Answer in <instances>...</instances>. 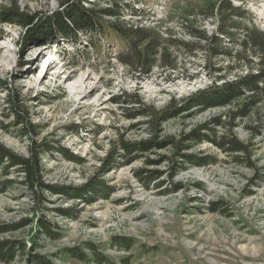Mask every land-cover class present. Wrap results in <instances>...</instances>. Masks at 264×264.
Here are the masks:
<instances>
[{"label":"rangeland","instance_id":"374dc122","mask_svg":"<svg viewBox=\"0 0 264 264\" xmlns=\"http://www.w3.org/2000/svg\"><path fill=\"white\" fill-rule=\"evenodd\" d=\"M63 1L17 0L21 8L42 16ZM189 1L202 3L124 0L142 11L136 15L125 11L122 18L135 25L161 23L173 38L189 41L180 23L166 18L175 6ZM230 2L247 11L240 20L243 26L264 30V0ZM9 3L0 0V7ZM200 24L209 33L215 30L213 21ZM22 34L18 26L0 24V79L7 83L0 89V143L18 155L27 153L29 137L19 134L21 124H12L14 117L5 109L11 87L28 112L36 132L34 141L51 143L80 159L72 161L57 151L42 155L45 182L50 186L42 205L19 183L6 190L0 187V222L29 220L27 226L0 238L20 237L27 246L35 239V251L55 264H78L61 251L73 246L86 250L87 244L119 264L123 259L131 264H264V104L239 114L252 96L249 90L223 105L205 107L195 102L212 89L257 73L256 68L250 71L219 58V70L207 71L201 52L171 48L174 70L154 67L144 72L119 62V45L108 48L103 43L98 55L85 47L86 37H81L76 48L82 52L74 56L71 43L20 46ZM236 34L241 40L242 30ZM184 101L190 105L186 107ZM146 106L158 110L176 106L180 111L152 135L149 117L138 114ZM229 128L247 144L248 153L225 151L210 139L183 140L194 130L219 136ZM153 138L163 145L129 155L120 148V141L140 143ZM170 141L189 145L180 152L196 163L174 152ZM111 150L121 153L114 154L116 161L105 168ZM174 162L181 164L173 170ZM137 171L152 177L140 180ZM101 184L109 189L91 195V188ZM210 202H220L223 211H210ZM40 216L56 225L57 238L36 236Z\"/></svg>","mask_w":264,"mask_h":264},{"label":"trees","instance_id":"16d2710c","mask_svg":"<svg viewBox=\"0 0 264 264\" xmlns=\"http://www.w3.org/2000/svg\"><path fill=\"white\" fill-rule=\"evenodd\" d=\"M89 3L90 6H87ZM125 11L136 15L142 10L133 8L124 0H65L54 12L45 13L42 16L41 13H32L21 8L17 0H10L8 5L0 7V24L6 23L19 27L23 33L20 46L51 41L57 42V46L60 43L65 45L71 43L75 47L72 51L74 56H79L78 54L82 52L81 48V50L76 48L81 37H86L85 47L91 48L98 55L103 52V43H106L108 48L119 45L116 55L119 62L130 69L144 72L154 67L174 70L176 57L170 52L171 48L187 53L201 52L204 61L203 67L207 71L219 70L216 59L227 58L232 62H238L242 67H247L250 71L256 68L257 73L248 74L237 82L222 86L219 90L212 89L204 96L197 98L195 102H199L205 107L223 105L237 100L243 90H249L252 92V96L243 103L242 108L238 111L239 114L245 115L251 106L258 103L264 104V30L254 25L243 26L240 20L247 15L246 10L233 6L230 0H202V3L189 1L183 5L175 6L172 13L166 18L176 19L190 37L189 41L173 38L172 32L167 28L163 30L161 23L147 26L127 23L122 18ZM206 20L215 22V30L211 33L202 28L200 24ZM239 30H242L243 33L241 40L236 36ZM6 84L5 80L0 79V89L7 87ZM5 105L9 115L14 117L12 124H21L19 134L29 137V144L26 155H18L0 143V187L2 190H6L12 186V183H19L37 205H42L46 199L44 192L50 187L45 182L46 170L42 163V155L57 151L72 161H78L80 158L75 154L64 152L51 143L34 141L33 137L36 132L29 121L28 112L23 106L19 94L11 87L5 97ZM189 105L186 103V107ZM179 111L176 106L162 110L146 106L138 114L149 117V131L152 135H156L161 123L177 116ZM231 124L233 123L231 122ZM204 139H210L225 151L249 152L247 144L238 140L234 133H231V129L219 136L215 135V132L211 136H206L199 130H194L183 138V140L193 143H201ZM120 142V148L125 155L134 151H144L152 146L163 145L155 138L140 143ZM170 143L174 145V152L177 151L176 153L185 158L188 163H196V160H192L180 152L189 145L180 141H170ZM119 153L121 152L113 151L109 154L104 167L107 168L116 161L115 155H119ZM236 159L247 160V158ZM206 162L203 160V163ZM179 164L181 163L174 162L173 170ZM137 172V177L140 180L148 181L152 177L143 175V171ZM10 175H15V178H7ZM104 188L109 189L102 184L93 186L90 194L100 195ZM108 193L107 191L103 194L104 197ZM209 210L212 212L223 211L220 208V202H210ZM63 213L66 212L63 211ZM28 221V219H22L6 224L0 222V234L22 229L28 225ZM37 227L36 236L43 234L51 239L59 236L56 225L45 220L43 216L38 219ZM117 243L127 244L123 241ZM35 249V239L27 246L25 240L20 237L0 238V262L4 264L17 261H23L24 264H55L50 258L36 252ZM85 249L73 246L64 248L61 252L66 257L77 261L78 264H119L92 244H87ZM120 264H131V262L123 259Z\"/></svg>","mask_w":264,"mask_h":264},{"label":"bare ground","instance_id":"6f19581e","mask_svg":"<svg viewBox=\"0 0 264 264\" xmlns=\"http://www.w3.org/2000/svg\"><path fill=\"white\" fill-rule=\"evenodd\" d=\"M48 56H49V55H48ZM45 58H48V57H45ZM50 61H52V60H49V61L47 62V66L49 65V62H50Z\"/></svg>","mask_w":264,"mask_h":264}]
</instances>
